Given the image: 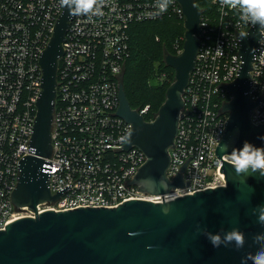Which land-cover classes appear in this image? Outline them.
Here are the masks:
<instances>
[{
  "label": "built area",
  "instance_id": "1",
  "mask_svg": "<svg viewBox=\"0 0 264 264\" xmlns=\"http://www.w3.org/2000/svg\"><path fill=\"white\" fill-rule=\"evenodd\" d=\"M210 4V10L201 9L200 44L183 95L177 137L169 149L168 177L173 179L186 164L184 186L163 194V200L224 184L215 149L228 113L218 112L231 98L225 85L239 70L238 33L252 24H244L238 10L219 0ZM62 10L60 0H0V230L14 219L34 216L26 207L15 209L11 192L20 159L31 153L40 55ZM171 14L183 23L175 0L163 13L156 0H105L102 15L69 21L56 72L48 158L51 193L61 195L37 204V212L119 205L138 198L159 202L161 195L144 194L129 184L145 155L134 146L121 148L129 141L131 125L117 115L118 87L130 53L131 26ZM183 41V35L173 41L174 54L181 52ZM165 77L163 72L159 79ZM262 96L263 103L251 111L254 124L264 123V42L251 70V99ZM148 109L145 105L139 112ZM222 158L229 161L227 155Z\"/></svg>",
  "mask_w": 264,
  "mask_h": 264
},
{
  "label": "water",
  "instance_id": "2",
  "mask_svg": "<svg viewBox=\"0 0 264 264\" xmlns=\"http://www.w3.org/2000/svg\"><path fill=\"white\" fill-rule=\"evenodd\" d=\"M183 16L181 52H164L163 62L173 70L164 100L150 120L132 108L123 81L119 83L117 115L131 125L129 141L121 146L137 147L145 155L129 184L144 194L161 195L159 202L130 199L119 205L77 207L37 212L42 202L56 200L61 192L51 193L49 186L51 128L56 98V72L63 54L62 43L73 16L63 7L39 64L41 85L30 138L31 153L19 161V174L11 201L15 209L23 207L34 216L14 219L0 230V264H253L247 259L264 250V224L259 221L264 204V177L259 172L237 175L221 145L242 148L245 141L264 147V123L254 124L252 109L263 103V96L251 99V70L258 59V26H251L246 38L237 36L239 70L225 85L231 98L219 113L227 112L216 156L224 184L192 194L163 200V194L182 188L184 164L173 179L168 177L169 149L177 137L178 121L184 106L183 95L199 48L201 9L195 0H175ZM251 173V169L248 170ZM167 209V212L164 210ZM255 210V211H253ZM238 228L245 235L244 246L235 242L213 247L206 230L224 235ZM255 237H259L256 239ZM151 246V247H149Z\"/></svg>",
  "mask_w": 264,
  "mask_h": 264
},
{
  "label": "trees",
  "instance_id": "3",
  "mask_svg": "<svg viewBox=\"0 0 264 264\" xmlns=\"http://www.w3.org/2000/svg\"><path fill=\"white\" fill-rule=\"evenodd\" d=\"M203 12L211 9L210 0H195ZM182 20L174 14L154 21L138 22L130 28V53L125 63L122 81L132 108L142 109L150 120L164 100L167 86L173 79V70L163 62L164 52L175 53L173 41L183 35ZM163 81L156 83L161 73Z\"/></svg>",
  "mask_w": 264,
  "mask_h": 264
},
{
  "label": "clouds",
  "instance_id": "4",
  "mask_svg": "<svg viewBox=\"0 0 264 264\" xmlns=\"http://www.w3.org/2000/svg\"><path fill=\"white\" fill-rule=\"evenodd\" d=\"M172 0H156V7L160 13L167 11ZM105 0H60L62 7L67 6L70 16H93L102 15V8ZM222 6L238 10L240 13V19L244 24H252L258 26V33L261 37L259 43L264 42V0H219ZM249 32H241L239 37L241 39L246 38ZM217 51H221V47L218 46ZM264 140V136L260 137ZM221 150L227 155L231 166L234 167L237 175L247 173L252 175L259 172L261 177H264V147H256L248 141L243 143L242 148H232L231 152H227V145H221ZM251 169V173H249ZM261 215L259 221L264 224V204L258 205ZM167 212V209L164 210ZM255 211V210H253ZM213 247H220L222 244L227 246L228 243L235 242L236 248L240 249L244 246L245 235L238 228H233L224 235L223 240L221 236L207 232L203 233ZM259 239V237H255ZM151 247V246H149ZM247 259H251L253 264H264V250H261L253 256L248 254Z\"/></svg>",
  "mask_w": 264,
  "mask_h": 264
},
{
  "label": "rangeland",
  "instance_id": "5",
  "mask_svg": "<svg viewBox=\"0 0 264 264\" xmlns=\"http://www.w3.org/2000/svg\"><path fill=\"white\" fill-rule=\"evenodd\" d=\"M158 82H160V79H157V80H156V83H158Z\"/></svg>",
  "mask_w": 264,
  "mask_h": 264
}]
</instances>
